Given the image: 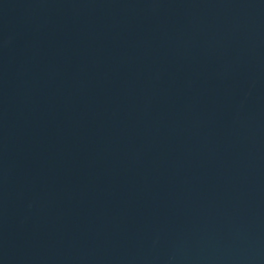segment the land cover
I'll return each mask as SVG.
<instances>
[{
    "label": "water",
    "instance_id": "95a60500",
    "mask_svg": "<svg viewBox=\"0 0 264 264\" xmlns=\"http://www.w3.org/2000/svg\"><path fill=\"white\" fill-rule=\"evenodd\" d=\"M0 264H264V0H0Z\"/></svg>",
    "mask_w": 264,
    "mask_h": 264
}]
</instances>
